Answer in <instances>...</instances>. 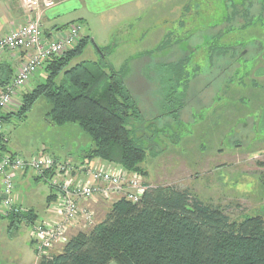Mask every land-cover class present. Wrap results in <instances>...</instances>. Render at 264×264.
I'll return each mask as SVG.
<instances>
[{"label":"rangeland","instance_id":"1","mask_svg":"<svg viewBox=\"0 0 264 264\" xmlns=\"http://www.w3.org/2000/svg\"><path fill=\"white\" fill-rule=\"evenodd\" d=\"M150 4L141 19L128 22L127 34L104 33L97 23L91 26L92 43L68 66L96 62L101 56L96 44L105 40L107 46L99 48L107 67L126 76L143 115L130 129L146 151L136 171L144 186L186 190L235 223L251 217L264 220V0H151ZM137 26L147 30L140 33ZM87 30L81 26L80 40L89 34ZM45 68L8 106L3 123L6 146L21 158L44 153L80 163L87 159L91 141L76 125H51L46 116L50 107L43 99L25 118L15 115L22 96L45 82ZM61 80L59 74L55 83ZM180 105L181 110L171 113ZM51 192L42 179L29 178L14 191L22 204L16 205L23 212L32 208L39 221L52 219L47 212ZM94 205L98 223L111 205L101 200ZM2 212L0 264H34L29 230L37 222L21 223L9 231ZM69 233L68 238L79 232Z\"/></svg>","mask_w":264,"mask_h":264},{"label":"trees","instance_id":"2","mask_svg":"<svg viewBox=\"0 0 264 264\" xmlns=\"http://www.w3.org/2000/svg\"><path fill=\"white\" fill-rule=\"evenodd\" d=\"M88 43L89 38L84 37L62 57L45 62V82L22 96L15 115L25 118L43 99L50 107L46 116L51 125H76L89 138L92 146L87 159L136 172L146 151L132 138L130 127L143 115L127 87L126 76L107 67L100 48H96L101 54L99 62L68 66L81 56ZM59 74L62 80L57 84ZM6 83L0 82V87ZM52 199L51 195L47 197V201ZM37 218L31 209L11 214L6 218L7 229L34 223ZM109 263L264 264V220L251 217L235 223L217 207L203 204L186 190L146 186L138 203L122 200L111 205L104 220L90 231L70 237L51 259L38 261Z\"/></svg>","mask_w":264,"mask_h":264},{"label":"built area","instance_id":"3","mask_svg":"<svg viewBox=\"0 0 264 264\" xmlns=\"http://www.w3.org/2000/svg\"><path fill=\"white\" fill-rule=\"evenodd\" d=\"M22 5L27 13L34 14L33 19L0 39V56L5 51L24 53V61L13 78L0 87V209L7 217L23 213L22 207L16 205L14 191L17 180L26 173L45 181L53 190L47 210L52 219L36 221L30 227L29 241L36 257L51 259L53 254L49 253L67 243L69 232L85 233L97 225L93 207L98 200L110 205L122 200L136 204L146 186L138 172L115 164L96 159L75 164L44 153L21 158L6 149L3 123L14 96L45 62L73 49L80 40L78 23L68 26L56 37L44 36L40 18L43 11L53 6L52 1L22 0Z\"/></svg>","mask_w":264,"mask_h":264},{"label":"crops","instance_id":"4","mask_svg":"<svg viewBox=\"0 0 264 264\" xmlns=\"http://www.w3.org/2000/svg\"><path fill=\"white\" fill-rule=\"evenodd\" d=\"M50 1H52L53 6L45 10L41 14V18H40L42 32L44 36L47 38L56 37L62 34V32H64L68 26L72 25L73 23H79L83 28H86V30L88 29L87 31L89 32L87 33L89 34H87L86 37L89 38L90 44L94 39V37H91V26H93L94 24L97 23L99 27H101L103 31H105L104 33H112L113 31H115L121 34L122 33L127 34L129 27L128 22L132 20L134 21L135 18L137 17L141 19V17L144 16L145 14V10L147 11L148 7H150L151 5L150 4L151 0H50ZM20 3L21 1L19 0H0V39L3 38L9 32H11L12 30L24 24L27 21V19H29L34 15L33 13L29 14L25 11L23 12ZM138 23H141V20H139ZM114 24L119 25L120 28L114 30L112 27ZM136 28L137 30H141L140 33H145V31L147 30L146 28L140 29V27L138 26ZM120 39H122V37H120ZM104 41L105 40H103V42H101L100 45L96 44V48L102 47L103 45L107 46L106 44H104ZM100 59L101 56L96 61V63L99 62ZM23 61H24L23 52H9V51L3 52L2 55L0 56V82L7 81L8 83L13 78L16 71L23 63ZM43 67L44 65L40 69H42ZM36 77L40 78L41 75L38 74ZM10 109H12V107H10L9 110ZM9 112H11V110ZM8 149L9 148H7V150ZM28 176L30 179L33 178L32 175H26V176L24 175L20 177L17 180L15 190L18 186V183L29 179ZM14 198L18 205L21 204L20 202H17L18 198L15 194H14ZM28 209L32 210V208H28ZM2 245L3 244L0 243L1 248H3ZM1 256L2 255H0V257ZM34 264H38L36 257ZM109 264H115V263H109Z\"/></svg>","mask_w":264,"mask_h":264},{"label":"bare ground","instance_id":"5","mask_svg":"<svg viewBox=\"0 0 264 264\" xmlns=\"http://www.w3.org/2000/svg\"><path fill=\"white\" fill-rule=\"evenodd\" d=\"M39 220H37V222H38Z\"/></svg>","mask_w":264,"mask_h":264}]
</instances>
